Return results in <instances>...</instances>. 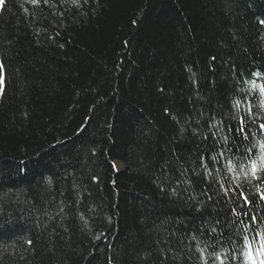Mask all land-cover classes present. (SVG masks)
Returning <instances> with one entry per match:
<instances>
[{"label":"trees","instance_id":"1","mask_svg":"<svg viewBox=\"0 0 264 264\" xmlns=\"http://www.w3.org/2000/svg\"><path fill=\"white\" fill-rule=\"evenodd\" d=\"M261 20L264 0H5L0 264H260L264 181L200 157L239 116L260 154Z\"/></svg>","mask_w":264,"mask_h":264},{"label":"snow or ice","instance_id":"2","mask_svg":"<svg viewBox=\"0 0 264 264\" xmlns=\"http://www.w3.org/2000/svg\"><path fill=\"white\" fill-rule=\"evenodd\" d=\"M49 0H44V3L47 4ZM87 2V0H85ZM5 3V0H0V5H3ZM31 3L33 5H37L39 3V0H31ZM74 4H78V0H73ZM261 24H264V20L260 21ZM215 60V57L212 58ZM3 68V65H0V69ZM256 75H259L257 73ZM3 80L0 79V85H3ZM251 87L253 90H259V94L261 96H264V84H257L255 81L251 82ZM3 93V88L0 87V94ZM242 101L236 100L233 104V107L236 108L237 112L241 109ZM247 115H251L254 117V113L251 108H249ZM175 119V117H173ZM214 119V118H213ZM233 120H237L236 117H231ZM255 122L254 119L252 121ZM199 123V121H198ZM248 121L246 116H239L238 121L236 122L235 126L229 125L227 127L228 132H234V136L232 137L234 143L231 145H228V137H223V144L228 145V147H223L222 150L216 152L214 155L211 156L210 162L205 163V158L203 156L200 157V166L204 169V176L205 178L212 177L213 173L212 171H209L210 166H215L217 164H220L222 161L225 162L224 166L227 168V173L233 174L237 173V168L239 169V172L237 173V179L240 178V175L243 176L244 180H246L248 183H252L253 181H256L257 184L259 182L264 181V142L259 143V152L260 154L258 156L255 155L254 150L256 149V145H252L251 147H248L244 144V141L248 139V132L249 129L247 127ZM259 128L261 130H264V123H261L259 125ZM208 130L212 136V139L214 141V147L220 146L221 141L218 139V134L224 132L223 127H218L217 124L209 123L208 124ZM185 131L184 128L180 129V132L183 133ZM195 135H198L199 132L197 130H193ZM204 140H207L208 137H203ZM244 148L245 151L241 153V157L245 162H242L240 158L233 159V157H236L237 153H240V149ZM228 153H232V155H228ZM216 174L220 175V169H216ZM47 183L49 186H51L52 181L51 179H47ZM221 189L224 190V195H228V192L231 191V188H228L225 190V186L223 184L220 185ZM239 187V185H237ZM206 195V193H204ZM219 195V193L217 194ZM238 195L241 197V199L244 201L246 205H251L252 201L251 199L244 193L239 192ZM261 200H264V190H261L260 193ZM208 200H212V196L207 197ZM197 211H200V208H197ZM231 212L233 216L237 214V210L235 208L231 209ZM83 219V217H81ZM249 219L253 222L257 221V217H249ZM219 223V221H217ZM212 232H215L216 229L213 227L211 229ZM203 234V233H202ZM101 237L97 236L96 239L99 240ZM193 240H196V237H192ZM29 244L32 242L29 240ZM201 255H204V252L201 251ZM261 255L264 256V251L261 252ZM210 256H214V259L218 262V264H224V256H222L219 253H212ZM248 264H256V262L252 259L251 252L249 251L246 253ZM205 264H207V260H205ZM260 264H264V259L260 261Z\"/></svg>","mask_w":264,"mask_h":264},{"label":"rangeland","instance_id":"3","mask_svg":"<svg viewBox=\"0 0 264 264\" xmlns=\"http://www.w3.org/2000/svg\"><path fill=\"white\" fill-rule=\"evenodd\" d=\"M114 166H115V168L117 169V170H121L122 169V166H121V164L120 163H114Z\"/></svg>","mask_w":264,"mask_h":264}]
</instances>
